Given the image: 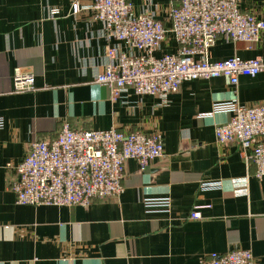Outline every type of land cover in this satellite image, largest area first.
Wrapping results in <instances>:
<instances>
[{
    "label": "crops",
    "instance_id": "crops-1",
    "mask_svg": "<svg viewBox=\"0 0 264 264\" xmlns=\"http://www.w3.org/2000/svg\"><path fill=\"white\" fill-rule=\"evenodd\" d=\"M75 0H0V264H200L229 250L250 249L264 264V177L236 143L216 139L217 124L231 113L217 102H264V71L182 83L165 98L137 95L95 82L107 48L130 49L106 38L105 24L89 9L73 13ZM133 12H148L171 25L180 0H130ZM263 15L264 0H237ZM89 0H81L83 6ZM170 32L157 56L175 53ZM264 56V38L245 42L218 38L211 60ZM16 68L35 75L34 91L14 92ZM67 122L76 129L159 131L164 154L144 170L124 166L122 194L90 205H23L12 190L16 166L34 141L55 138ZM204 182H219L203 189ZM169 196L172 208H148L145 198ZM201 217L190 219L197 206Z\"/></svg>",
    "mask_w": 264,
    "mask_h": 264
},
{
    "label": "built area",
    "instance_id": "built-area-1",
    "mask_svg": "<svg viewBox=\"0 0 264 264\" xmlns=\"http://www.w3.org/2000/svg\"><path fill=\"white\" fill-rule=\"evenodd\" d=\"M83 6L75 0L73 13L89 9L103 22L106 38L125 41L128 52L109 46L104 69L95 82L112 89L115 97L125 88L137 95L165 98L177 92L182 83L194 79L225 77L237 85L242 75L256 76L264 71V56L243 58L235 55L213 61L210 50L218 38L245 42L250 47L264 38L263 15L243 11L237 0H180L171 9V25L148 12L136 14L130 0H89ZM172 32L178 48L175 53L156 55ZM35 75L16 68L14 92L34 91ZM216 112L231 113V119L216 125L220 143H236L242 154L256 165L255 176L264 177V102L241 105L237 99L217 102ZM4 124L0 117V128ZM164 154V138L159 131L123 132L116 128L76 129L67 122L52 139L34 141L16 166L18 177L12 182L17 202L23 205H90L95 199L123 193L124 166L135 159L147 168ZM219 182H204L209 189ZM148 208L170 211L169 196L145 198ZM197 206L190 219L201 217ZM200 264H255L250 249H233L203 258Z\"/></svg>",
    "mask_w": 264,
    "mask_h": 264
}]
</instances>
